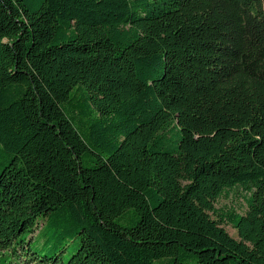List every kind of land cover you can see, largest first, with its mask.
I'll use <instances>...</instances> for the list:
<instances>
[{
	"label": "trees",
	"instance_id": "trees-1",
	"mask_svg": "<svg viewBox=\"0 0 264 264\" xmlns=\"http://www.w3.org/2000/svg\"><path fill=\"white\" fill-rule=\"evenodd\" d=\"M0 264H264V0H0Z\"/></svg>",
	"mask_w": 264,
	"mask_h": 264
},
{
	"label": "rangeland",
	"instance_id": "rangeland-1",
	"mask_svg": "<svg viewBox=\"0 0 264 264\" xmlns=\"http://www.w3.org/2000/svg\"><path fill=\"white\" fill-rule=\"evenodd\" d=\"M214 207L219 213L234 212L238 215H243L246 211V205L244 201V193L241 190H233L228 194H223L214 204ZM211 218L216 221L217 218L211 215ZM230 237L238 240L236 230L231 225L221 224Z\"/></svg>",
	"mask_w": 264,
	"mask_h": 264
}]
</instances>
